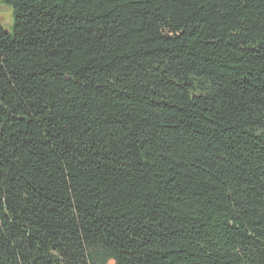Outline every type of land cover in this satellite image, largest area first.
<instances>
[{
  "label": "trees",
  "instance_id": "trees-1",
  "mask_svg": "<svg viewBox=\"0 0 264 264\" xmlns=\"http://www.w3.org/2000/svg\"><path fill=\"white\" fill-rule=\"evenodd\" d=\"M0 1V264H264V0Z\"/></svg>",
  "mask_w": 264,
  "mask_h": 264
},
{
  "label": "rangeland",
  "instance_id": "rangeland-1",
  "mask_svg": "<svg viewBox=\"0 0 264 264\" xmlns=\"http://www.w3.org/2000/svg\"><path fill=\"white\" fill-rule=\"evenodd\" d=\"M0 24L8 31L12 32L14 26V13L13 10L0 1Z\"/></svg>",
  "mask_w": 264,
  "mask_h": 264
}]
</instances>
